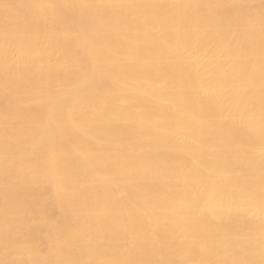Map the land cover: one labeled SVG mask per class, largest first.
<instances>
[{
	"label": "bare ground",
	"instance_id": "1",
	"mask_svg": "<svg viewBox=\"0 0 264 264\" xmlns=\"http://www.w3.org/2000/svg\"><path fill=\"white\" fill-rule=\"evenodd\" d=\"M0 264H264V0H0Z\"/></svg>",
	"mask_w": 264,
	"mask_h": 264
}]
</instances>
